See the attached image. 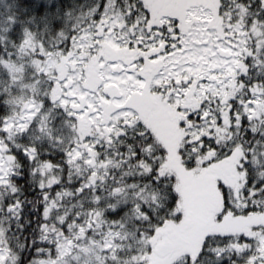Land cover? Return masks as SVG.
Masks as SVG:
<instances>
[{
    "label": "snow or ice",
    "instance_id": "1",
    "mask_svg": "<svg viewBox=\"0 0 264 264\" xmlns=\"http://www.w3.org/2000/svg\"><path fill=\"white\" fill-rule=\"evenodd\" d=\"M88 15L91 21L86 19L85 24L97 32L101 27L104 32L111 29L110 38L122 55L107 62L104 81L95 90L81 87L94 109L90 116L105 110L98 103L101 96L113 105L104 122L107 144L92 135L85 142L92 140L97 153L114 151L117 159L126 161L123 168L131 165L138 173L125 180L135 185L127 189V198L113 179L106 192L114 194L98 201L119 204L105 215L117 228H126L131 221L136 241L142 242L125 252L116 250L106 264H118L123 255L130 264H150L153 245L148 241L169 222L182 225L185 194L180 174L169 166L173 150L186 173L197 165L209 168L223 162L233 177L216 176L219 204L210 218V230L173 264H264V223L242 227L228 223L254 215L264 217V0H98ZM61 27L60 20L52 22V39L61 35ZM76 35L74 24L63 42L65 51ZM93 39H103V35ZM105 84L107 90H103ZM89 104L76 110L77 114ZM149 105L169 114L178 141L174 149L150 126ZM3 111L0 106V116ZM61 112L67 116L64 109ZM71 119L75 121V116ZM4 123L0 118V127ZM7 137L0 130V138L9 145L7 154L18 157L21 167L13 168L6 180L0 172V215L9 218L0 256L5 243L12 249L17 234L28 232L32 236L28 251L34 253L29 264H36L35 257H47L55 246V242L49 245L47 239H39L44 230L56 225L65 231L67 221L60 223L56 219L59 210L50 215L45 207L61 185L50 182L45 187L29 178L41 177L45 168L53 172L66 168L68 154L52 156L33 144L17 148ZM41 160L48 163L37 171ZM73 189L80 196L91 192V186L75 184ZM96 195H102V190L97 189ZM28 197L36 199L28 200L33 207L25 213ZM3 264H11L10 259Z\"/></svg>",
    "mask_w": 264,
    "mask_h": 264
},
{
    "label": "trees",
    "instance_id": "2",
    "mask_svg": "<svg viewBox=\"0 0 264 264\" xmlns=\"http://www.w3.org/2000/svg\"><path fill=\"white\" fill-rule=\"evenodd\" d=\"M97 2L98 0H0V106L4 110L0 118L5 120L0 130L8 133L7 139L17 148L33 144L42 153L52 156H57L58 153L68 154L66 168L55 172L51 168H45L41 177L29 178L32 183L39 180L45 187L50 182L61 185L45 207L50 215L54 214V209L59 210L56 219L60 223L67 221L65 231H61L56 225H50L44 230V235L39 239H47L49 245L55 242V246L52 254L47 257H35L36 264H106L110 257L115 256L116 250L125 252L142 243L136 241L131 221L126 228H117L112 219L105 215L107 211L120 207L119 204L98 203L114 194L106 192L113 179L119 184L121 194L127 198V189L135 185L130 181L125 183V180L138 174L135 167L130 165L125 169L122 165L126 161L117 159L114 151L111 154L107 150L103 154L97 153L92 146V140L85 142V137L92 135L97 137V142L99 138H103L107 144L108 130L104 127V122L108 118L107 111L113 107L112 102L101 101L100 104L105 110L96 121L92 117L77 114V108L61 102L54 94L58 83L55 75L58 71L50 73L45 70L46 61L52 57L68 64V56L82 55L87 59V65L99 67L102 61L108 62L122 55L121 49L107 46L101 39H93L97 47L90 51L82 48L79 43L84 34H104H100L102 27L97 32L94 27L85 24L86 19L91 21L88 13ZM66 13L69 15H65ZM55 20L62 22L61 35L52 39L51 24ZM74 24L77 35L72 46L65 51L63 42L71 35ZM101 57L104 59L101 60ZM47 101H51V104L46 103ZM31 103L38 105V109L36 113L29 115ZM61 109L67 112V116ZM147 112L153 131L174 149L178 141L169 114L162 108L151 105L147 107ZM73 116L75 121L71 119ZM19 120L25 121L24 125L19 124ZM29 125L32 126L30 130ZM38 128L42 131H37ZM53 130L55 135L52 134ZM25 132L26 135H20ZM79 148L85 150L86 156L74 158L73 153ZM0 149L8 166V174L13 168L21 167L18 157L7 154L9 145L4 143L3 138H0ZM45 163L48 161H39L36 170L39 171ZM169 166L181 176V186L185 194L182 205L185 217L182 225L174 226L169 222L168 226L158 230L157 235L148 241L153 245L150 264H173L179 261L184 252L202 238L204 231L210 230V218L218 210L219 204L215 178L220 176L226 180L233 179L223 162L209 168H200L197 165L199 175H195L196 169L186 173L174 150ZM12 183L15 184V181ZM75 184H79L81 188L91 186V192L80 196L73 189ZM20 186L24 187V184L21 183ZM97 189L102 190V195H96ZM2 199L0 196V204ZM35 199L28 197L25 200V213L30 212L33 207L28 200L35 202ZM15 215L19 217L18 212ZM69 216L72 217L71 220H68ZM76 217L80 218L79 222ZM251 218L255 222L247 224L264 223V217L258 215L228 223L232 227H242L247 225L244 221ZM236 223L243 225H235ZM90 228L91 233L88 231ZM8 230L9 218L0 215V243L6 241ZM13 245L9 249L5 243L3 252L6 259H10L11 264H18L20 260L29 264L34 258V253L28 251L32 247L31 234L18 233ZM63 246L66 248L65 256L62 255ZM88 248H92V258H89ZM106 249L109 250L107 256ZM44 251L48 252V248L45 247ZM118 264H130L129 257L123 255Z\"/></svg>",
    "mask_w": 264,
    "mask_h": 264
},
{
    "label": "rangeland",
    "instance_id": "3",
    "mask_svg": "<svg viewBox=\"0 0 264 264\" xmlns=\"http://www.w3.org/2000/svg\"><path fill=\"white\" fill-rule=\"evenodd\" d=\"M103 28L100 31V34H103ZM110 32L111 29H109V32H104L103 39L101 41L105 43L107 46L115 47L116 49H120L117 45L113 44L112 39L110 38ZM93 35L90 33L84 34L80 38V45L82 48H84L87 51H90L91 48L95 49L97 46L93 43ZM68 64L66 62H61L58 58H50L46 61L45 64V70L50 73H54V71H58V74L55 75L58 79L57 86L54 88V94L55 96L59 97L60 101L65 104H70L74 108L81 109L84 108L85 104H89V101L85 99L87 96V93L81 92V87L95 90L98 85L102 84L104 81V73L106 71L105 65L107 64L106 61H102L100 66H93L92 64L87 65V59L83 57L82 55H71L68 56ZM87 66L89 68H87ZM88 69V70H85ZM92 70V71H90ZM55 77V78H56ZM108 85H104L103 90H107ZM81 101V103H77V101ZM101 101H105L103 97H99L98 103L100 104ZM38 105L35 103H31L29 105V115H32L37 112ZM90 109V111H89ZM94 111V109L89 104V107L86 108L83 113H81L83 116L87 118H91L92 116L89 115V112ZM97 115L95 117H92L93 121H96L98 117ZM25 121H20L19 124L24 125ZM83 157L85 155V150L82 148L76 149L73 153V157ZM0 172L3 173L4 179L6 180L7 174H8V166L6 164V160L4 158V155L1 152L0 149ZM246 224L248 222H255L253 218L247 219ZM235 225H243L242 223H236ZM68 245V242L65 243V247ZM63 246V247H64ZM101 246V245H100ZM63 248V256H65L66 248ZM103 247V245L101 246ZM69 251L71 249L69 248ZM89 252V258H92V248H88ZM6 254L3 256H0V261H3L6 259ZM88 258V256L86 257ZM49 264V263H44Z\"/></svg>",
    "mask_w": 264,
    "mask_h": 264
}]
</instances>
